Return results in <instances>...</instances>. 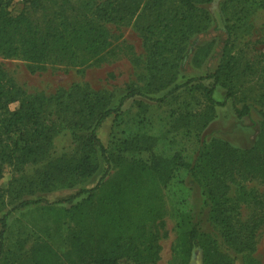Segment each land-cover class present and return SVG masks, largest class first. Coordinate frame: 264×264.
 Instances as JSON below:
<instances>
[{
	"label": "rangeland",
	"instance_id": "rangeland-1",
	"mask_svg": "<svg viewBox=\"0 0 264 264\" xmlns=\"http://www.w3.org/2000/svg\"><path fill=\"white\" fill-rule=\"evenodd\" d=\"M240 6L244 7L243 12ZM29 7L30 0H12L9 9L17 15ZM207 8L212 15L208 30L193 36L180 54L167 53L161 59L153 56L141 30L149 18L137 16L131 21L103 22L112 32L113 46L103 60L91 66L50 63L33 72L24 59L0 55V68L26 93L58 95L60 103L72 101L68 94L76 86L112 95V108L119 106L129 86L141 93L124 100L120 111L98 128L110 162L97 151L94 158L98 171L76 186L59 185L51 192L18 196L20 174L12 166L6 167L0 179L4 201L0 200V217L6 213L9 216L0 264H34L36 247L42 242L50 243L59 252L62 264H73L71 258L78 261L73 242L80 235L86 238L91 233L96 234L94 241L100 243L98 250L102 253L116 251L121 257L118 264H182L181 235L188 225L184 218L197 215L207 199L184 163L196 160L203 141V148L206 145L209 153L214 152V141L228 143L239 153L252 148L264 121V0H241L236 7L218 0ZM228 37L237 59L230 81L234 95L228 97L227 88L216 87L214 97L225 104L216 107V118L199 131L196 124H189L187 116L205 110L203 87L210 86L212 79L198 78L217 69ZM203 45L211 46L209 56L202 55L197 61L195 53ZM193 78L196 80L188 86L174 89ZM246 104L251 112L239 117L236 108ZM18 107V103L11 105L12 110ZM51 108L57 113L62 107L53 102ZM69 117L71 120V114ZM73 133L74 128L69 127L55 138L53 156L74 149ZM144 137H152L150 149L134 148L136 143L144 145ZM233 159L239 166L238 154ZM42 167L29 166L28 177L37 175ZM212 170L209 158L203 160L200 179L205 185H213ZM228 184L230 189L218 201L230 208L234 219L251 221L262 217L263 221L256 233L254 252H238L216 230L222 251L230 255L234 264H264V179L255 173L247 177L236 175L228 179ZM97 185L91 197L87 191L72 202H58ZM119 190L126 192L116 205L113 195ZM27 198L42 201L18 206ZM202 219L206 229H214L208 223V211ZM119 241L122 242L118 246ZM150 243L156 248H149ZM98 250L95 252L99 254ZM155 252L158 257H151ZM192 264H203L201 249L195 252Z\"/></svg>",
	"mask_w": 264,
	"mask_h": 264
},
{
	"label": "trees",
	"instance_id": "trees-1",
	"mask_svg": "<svg viewBox=\"0 0 264 264\" xmlns=\"http://www.w3.org/2000/svg\"><path fill=\"white\" fill-rule=\"evenodd\" d=\"M11 2L0 0V55L22 58L34 72L50 63L94 65L103 60L113 46L112 32L103 22L131 21L135 16L138 19L149 18L141 30L155 58H164L167 53L180 54L193 36L208 30L212 15L207 6L218 0H30V7L17 15L9 9ZM240 2L224 0L225 6L233 4L236 7ZM243 8L240 6L241 12ZM227 30L230 34L231 29ZM230 40V37L226 40L217 69L198 78L212 79L210 86L203 87L207 101L205 110L199 115L190 113L187 116L189 124H196L199 131L207 128L216 118V107L225 104L214 97L216 87L221 85L227 88L228 97L234 95L230 81L237 67V59L230 48ZM210 50V45L199 46L195 59L200 60L202 55L203 58L208 57ZM194 80L178 84L174 89L188 86ZM139 94L137 88L129 86L119 106L112 108V95L84 91L81 86H76L68 94L72 101L60 103L58 95L48 97L26 93L0 68V179L6 167L12 166L20 174L17 179L21 183L18 196L23 193L35 196L54 191L59 185L72 188L90 178L99 169L94 158L97 151H100L107 163L110 162L108 149L97 133L98 128L113 113L120 111L124 100ZM53 102L62 107L57 113L51 108ZM13 103L19 104L15 110L11 109ZM236 112L239 117H243L251 112V107L246 104L241 109L236 108ZM262 114L264 116V111ZM88 122L92 124L88 125ZM69 127L74 128V149L53 156L51 153L55 138ZM83 130H88V133L84 134ZM144 138V145L136 143L134 148L149 150L152 137ZM212 144L213 153H209L206 145L203 148V141L196 160L192 164L184 163L203 187L207 199L197 215L188 214L184 218L188 225L181 235L182 264H192L194 254L199 249L202 250L203 264H234L230 255L222 251L216 230L224 242L238 252L256 250V233L263 221L262 217L260 220H235L229 213L230 208L218 199L230 189L229 178L233 179L236 175L247 177L255 173L264 179V121L257 142L246 151L235 152L228 143L221 141ZM237 154L240 168L233 162V156ZM208 158L213 169V185H205L200 179L202 161ZM31 165L43 167L37 171V175L29 178L27 169ZM98 186L89 190L82 189L77 195L58 202H72L75 196L87 191L91 197ZM125 192L117 191L113 195V203L118 205ZM2 197L0 190L3 203ZM41 201L39 198L22 199L18 206L25 207ZM206 211L208 223L213 230L203 225L202 218ZM8 216L6 213L0 217V257L5 251ZM95 236V233L86 238L80 235L73 242L78 259L76 261L71 258L73 264H118L121 257L116 251L109 254L98 250L101 246L94 241ZM149 248L153 250L156 247L150 243ZM96 249L100 251L99 254L95 252ZM152 254L151 257H158L157 252ZM62 258L50 243L42 242L36 247L33 261L34 264H62Z\"/></svg>",
	"mask_w": 264,
	"mask_h": 264
}]
</instances>
